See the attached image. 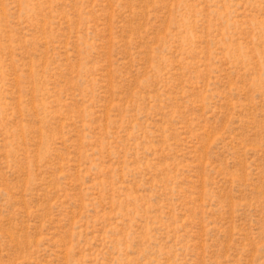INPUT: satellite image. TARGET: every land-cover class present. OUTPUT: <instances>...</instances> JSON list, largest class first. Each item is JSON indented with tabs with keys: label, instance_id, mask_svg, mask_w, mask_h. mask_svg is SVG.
Segmentation results:
<instances>
[{
	"label": "rangeland",
	"instance_id": "1",
	"mask_svg": "<svg viewBox=\"0 0 264 264\" xmlns=\"http://www.w3.org/2000/svg\"><path fill=\"white\" fill-rule=\"evenodd\" d=\"M0 264H264V0H0Z\"/></svg>",
	"mask_w": 264,
	"mask_h": 264
}]
</instances>
